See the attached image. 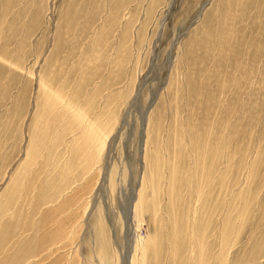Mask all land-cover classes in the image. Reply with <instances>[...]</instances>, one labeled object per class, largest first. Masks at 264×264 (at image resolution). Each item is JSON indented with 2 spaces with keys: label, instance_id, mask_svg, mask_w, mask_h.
<instances>
[{
  "label": "rangeland",
  "instance_id": "obj_1",
  "mask_svg": "<svg viewBox=\"0 0 264 264\" xmlns=\"http://www.w3.org/2000/svg\"><path fill=\"white\" fill-rule=\"evenodd\" d=\"M0 264H264V0H0Z\"/></svg>",
  "mask_w": 264,
  "mask_h": 264
},
{
  "label": "bare ground",
  "instance_id": "obj_2",
  "mask_svg": "<svg viewBox=\"0 0 264 264\" xmlns=\"http://www.w3.org/2000/svg\"><path fill=\"white\" fill-rule=\"evenodd\" d=\"M131 228H132V227H131ZM133 232H134V231H133ZM133 232H132V233H133ZM131 239H133L132 236H131Z\"/></svg>",
  "mask_w": 264,
  "mask_h": 264
}]
</instances>
